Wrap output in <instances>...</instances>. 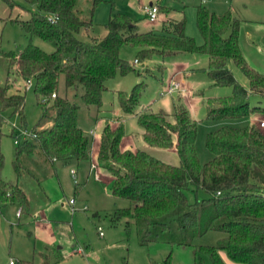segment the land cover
Here are the masks:
<instances>
[{
    "label": "trees",
    "instance_id": "trees-1",
    "mask_svg": "<svg viewBox=\"0 0 264 264\" xmlns=\"http://www.w3.org/2000/svg\"><path fill=\"white\" fill-rule=\"evenodd\" d=\"M35 4L25 20L16 22L29 37H39L51 43L53 50L44 52L30 41L19 52L0 51L5 60L6 75L0 82V113L17 115L19 125L25 124L22 108L24 95L14 87L15 74L31 82L35 102L43 107L36 124L44 120L47 126L35 133L34 142L19 141L15 145L13 170L17 177L26 168L20 155H31L37 147L50 165L59 161H85L93 178L109 183L113 198L126 200V207L115 208L114 217L131 220L139 233L140 243L148 241L188 244L194 235L206 230L223 232L215 244L194 249L195 264H227L219 251L236 263L264 264V129L250 119L264 121V73L252 68L239 47L238 21L230 13L221 15L203 6L195 8V24L202 39L196 44L185 35V21L169 20L159 32H139L135 23L124 14L110 16L101 36H87L82 41L76 34L91 26L74 10L76 0H22ZM8 7L13 0H0ZM1 20V19H0ZM137 48L133 60L141 63L154 57L162 62L179 54H205L206 67L201 69L211 85L229 86L231 93L223 97L205 98V119L242 120L247 124H221L205 134L204 146L210 159L200 164L194 150L197 121L176 97L169 113L136 109L140 91L136 82L129 92L116 91L121 114L133 115L141 128V140L149 147L173 149L178 164L173 165L149 155L140 147H124L125 132L120 117L104 119L97 135L88 137L76 124L78 105L56 95L58 77L62 75L65 89L86 106L98 108L104 82L115 74L130 71L142 74L134 64L120 58V46ZM236 65L246 76L244 87L234 79L228 63ZM158 70L163 65L156 63ZM51 98L49 105L45 98ZM253 101V103H252ZM2 156L0 155V166ZM103 177H101V176ZM205 196L198 198L197 192ZM188 194L193 196L188 200ZM17 204L18 211L28 209L25 191L0 178V205ZM36 215V214H34ZM129 223L125 221V226ZM58 246L52 244V249ZM57 259L62 255L56 253ZM208 257L204 263L202 255ZM167 262V256L165 258ZM14 264H29L15 260Z\"/></svg>",
    "mask_w": 264,
    "mask_h": 264
},
{
    "label": "rangeland",
    "instance_id": "rangeland-1",
    "mask_svg": "<svg viewBox=\"0 0 264 264\" xmlns=\"http://www.w3.org/2000/svg\"><path fill=\"white\" fill-rule=\"evenodd\" d=\"M13 1L17 5L11 7L0 2V51L17 53L30 41L44 52H51L53 50L51 43L36 36L29 37L16 22L10 21L27 19L30 11L38 10L37 6L24 3L22 0ZM150 2L157 7V17L153 22H149L142 12V8ZM197 6H203L217 15L229 12L232 20L238 21L237 40L245 60L252 68L264 73V0H76L74 10L82 20L91 22L87 32L81 30L76 37L85 41L87 36H103L106 33L104 25L108 18L119 13L134 22L137 29L141 31L148 29L147 31L151 32H159L172 18L179 20L183 17L185 35L193 38L196 44H200L202 39L195 24ZM136 52L137 48L129 45L122 44L119 48L120 58L134 64L136 70L146 68L147 71L137 74L134 70L124 75L115 74L107 79L98 108L93 105L86 106L79 98H73L72 91L64 88L62 75L58 77L56 95L64 96L78 105L76 124L88 137L96 134V129L102 125L104 119L113 121L119 114L122 115L115 92L127 93L138 81L143 82L144 87L140 91L139 105L136 109L141 110L142 106L155 109L160 100L176 97L191 104L188 106V113L197 121L194 150L200 164L211 157L204 146L205 134L208 131L221 124L233 126L247 124V121L242 120L205 119V98L223 97L231 93L229 86L210 84L206 74L201 70L206 67L205 54H179L167 57L162 62L154 57L150 61L143 60L138 63L133 60ZM175 57L190 62L188 65L193 71L188 73L185 80L195 84L197 91L184 89V85H181L182 71L177 77L171 76L167 80L170 63ZM158 62L163 65L162 71L156 67ZM5 65L4 58L0 56V82H3L6 75ZM228 68L239 84L248 85L246 76L236 65L229 62ZM9 76L16 80L14 87L24 95L23 127L35 135L47 126L46 120L39 125L36 124L43 107L35 102L31 82L25 84L24 80L17 78L15 74ZM170 79L178 81L181 90L171 96H159V91ZM51 98H45L44 103L49 105ZM261 105L264 106V99ZM122 116L126 118L127 134L137 138L141 144L139 133L141 128L137 125L135 117L129 114ZM255 121L260 125L263 119ZM19 124L17 115L11 114L10 111L0 113L2 156L0 178L17 183L25 191L29 201L28 209H23L18 216L15 214L19 207L17 204L0 205V264H9L10 258L29 264H195L193 255L195 248L215 244L223 237L221 231L206 230L194 235L190 242L184 245L164 241L140 243L139 233L131 220L113 215L115 208L126 207L129 203L123 199L113 198L109 194V183L96 181L87 162L71 161L64 165L56 161L50 165L37 147L29 156L20 155V164L27 171L17 177L12 166L15 144L11 134L14 128L12 125ZM261 127L264 129V126ZM33 142L37 145L35 141ZM143 150L163 162L178 164L174 152L148 147ZM69 169L75 171L76 184L69 175ZM204 196L202 191L197 192L198 198ZM69 198L75 199L72 210L68 204ZM192 199L193 196L188 194V200ZM42 214L46 219H41ZM126 220L129 221L127 226ZM97 226L102 231L101 235L98 234ZM52 244L58 246V251L52 249ZM55 252L60 253L62 258L57 259ZM202 258L204 263H208L206 255L203 254Z\"/></svg>",
    "mask_w": 264,
    "mask_h": 264
},
{
    "label": "crops",
    "instance_id": "crops-1",
    "mask_svg": "<svg viewBox=\"0 0 264 264\" xmlns=\"http://www.w3.org/2000/svg\"><path fill=\"white\" fill-rule=\"evenodd\" d=\"M151 3V2H150ZM149 3V4H150ZM155 5V4H154ZM159 14V13H158ZM171 20H177V19H175V18H172ZM136 30L137 31H139V32H145V31H147L148 29H146V30H144V31H141V30H139V29H137V27H136ZM185 30V29H184ZM185 32V31H184ZM173 60H175V61H173ZM171 62L172 63H170V69L168 70V76H167V80L169 79V77H177V74H179L181 71V74H182V80H181V85H184V89L186 90L187 89V91H189V89L190 90H192V92H194V91H197V89L195 88V84H193L192 82H190V81H186L185 79V77L188 75V73H190V72H192L193 71V69L191 68V67H189V65H188V63H190V62H188V61H186V60H183V58H179L178 57V59L175 57L174 59H173ZM163 80V79H162ZM248 85H246V86H244V87H247ZM179 95V94H178ZM197 95V94H196ZM195 95V96H196ZM195 96H193V97H195ZM163 100V99H162ZM162 100H160V102H158V104H156V106H155V109H152V108H150V107H148V106H145V107H147V108H149L150 110H152V111H157V110H163L164 112H166V113H169L170 111H171V107H172V102H173V98H170V100L169 99H167V100H164V101H162ZM192 100V99H191ZM180 101L183 103V105L187 108V110H188V106L189 105H191L188 101H187V103H185L184 101H183V99L181 100V98H180ZM142 107H144V106H142ZM122 115H124V114H122ZM122 115H118V117H120V119H121V121H122V123H123V128H124V132H125V138H124V147H126V148H131V149H134L135 147H140V148H146V147H148V148H154V147H149V146H147L146 144H144L143 142H142V140H141V144H139V141H138V139L136 138H134V137H132L131 135H128L127 134V132H126V130H125V122H126V118H124V116H122ZM192 119H194L193 117H191ZM255 121V119H253V118H251L250 119V122H254ZM99 127V126H98ZM101 127V126H100ZM100 127L99 128H97L96 129V134L95 135H97L98 134V132H99V130H100ZM141 132H142V130L140 129V131H139V133H140V135H141ZM146 146V147H145ZM158 149H162V148H158ZM162 150H166V151H169V152H174V150L173 149H162ZM175 153V152H174ZM42 172V171H41ZM96 181H98V180H96ZM74 202H75V199H74ZM38 212V211H37ZM36 212V213H37ZM36 213H33V214H36ZM18 216V215H17ZM41 219H46L45 217H43V214H42V216H41ZM34 221H36V220H34ZM219 253H220V255H221V257H222V259L227 263V264H242V263H236V262H233V261H231V260H229L226 256H225V254L222 252V251H219Z\"/></svg>",
    "mask_w": 264,
    "mask_h": 264
},
{
    "label": "built area",
    "instance_id": "built-area-1",
    "mask_svg": "<svg viewBox=\"0 0 264 264\" xmlns=\"http://www.w3.org/2000/svg\"><path fill=\"white\" fill-rule=\"evenodd\" d=\"M142 12L144 13L146 19L149 22H153V21L156 20V17H157V7H156V5L150 3L149 5L144 6L142 8ZM180 90H181L180 83L178 81L170 79L168 81V83H166L163 86V88L159 91L158 95L159 96H163V95L171 96V94L177 93ZM51 97H54V94H51ZM12 126L14 128L12 130L11 137L13 138V143L15 145L18 144V142L22 141V140H30L31 141L32 139H34L35 135L33 133H31L27 128H25L23 126H20V125H18V126L12 125ZM260 126H264V121L260 122ZM69 175L72 178L73 183L76 184V182H75V171L73 169H69ZM68 204L70 205V209L72 210L73 209L72 206L74 204V199L73 198H69L68 199ZM15 214L18 215L19 211L17 210L15 212ZM96 228L98 230V234L101 235L102 231H101L100 227L97 226ZM14 263H15V260L10 258L9 259V264H14Z\"/></svg>",
    "mask_w": 264,
    "mask_h": 264
}]
</instances>
